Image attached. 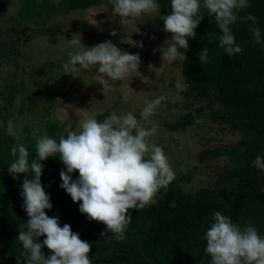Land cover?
<instances>
[{"label": "trees", "instance_id": "obj_1", "mask_svg": "<svg viewBox=\"0 0 264 264\" xmlns=\"http://www.w3.org/2000/svg\"><path fill=\"white\" fill-rule=\"evenodd\" d=\"M20 1V17L37 27H42L47 18L57 13L100 6L113 10L109 0ZM170 2L157 0L161 15L171 12ZM249 5L238 15L255 16L258 21L255 27L260 28L264 41V0H249ZM201 15L204 19L195 29V38H189V48L184 53L187 58L181 61L186 110L175 122H165L164 126L170 131H184L209 115L230 124L239 133L237 144L210 148L201 153L200 161L226 157L230 162L216 174L212 187L185 191L181 184L183 178L175 176L167 193L161 190L156 204L130 210L132 223L126 229L125 239L117 241L110 237L111 233H108L109 238L102 236L106 226L81 214L79 205L60 187V172L64 165L59 158L50 157L42 162L41 182L53 205L46 214L58 217L61 227L70 225L73 232L92 245V264H210V257L205 253V233L214 212H221L240 226L247 223L255 226L257 203L264 185V171L253 167L256 156H264V43H255L250 31L251 21L238 20L230 27L236 44L243 51L230 57L216 39H208L210 34L219 33L214 18L203 8ZM159 24L164 29L162 20ZM169 35L164 31V36ZM206 47L209 49L208 62L201 64L199 54ZM16 93L13 85L0 89V240L11 264H16L17 258L21 264H26L27 253L17 240L18 213L23 210L21 177L14 179L7 168L15 159L10 149L18 143L24 144L29 151V162L36 158V141L33 139L36 129L25 126L20 142L5 134L11 100ZM193 99H203L206 105L189 106ZM216 101L220 103L219 109L214 108ZM109 114L104 111L96 118L102 121ZM45 134L58 142L67 131L58 122L48 121L44 130L37 133ZM26 175L34 179V175ZM78 177V172L73 174L74 180ZM173 202L175 207H172ZM43 239L39 238V242ZM43 253L46 257L50 255L46 247Z\"/></svg>", "mask_w": 264, "mask_h": 264}, {"label": "clouds", "instance_id": "obj_2", "mask_svg": "<svg viewBox=\"0 0 264 264\" xmlns=\"http://www.w3.org/2000/svg\"><path fill=\"white\" fill-rule=\"evenodd\" d=\"M58 3V0H57ZM114 14L122 18H137L141 15L159 13L164 23V31L170 39L154 52H159L164 62L184 61L189 38H195V29L204 17L201 9L214 18L219 33L210 34L208 39H216L219 47L232 57L242 53L243 48L236 44L231 25L238 20L250 27L255 43H264L261 30L255 27L258 21L251 14L240 17V10L248 8L249 0H171V12L160 14L157 0H109ZM139 29L135 28V33ZM112 36H117L115 31ZM59 42L66 41L64 47L68 60L63 64L66 73H75L77 66L88 70L95 67L93 79L102 85V94L107 97L111 86L109 80H123L139 71L141 58L116 47L111 40L87 47L79 34H73L71 40L58 36ZM154 39V37H153ZM122 43L143 48V43L132 38L122 39ZM183 50V51H182ZM209 49L199 54L201 64H206ZM154 67L150 65L152 70ZM164 97L146 101L139 115L143 121H149ZM97 101H90L91 106ZM77 122V130H68L59 141L48 135H37L35 139L36 158L29 162V151L22 143L13 146L10 151L15 158L7 171L18 179L20 174L27 175L21 185L23 210L29 219L19 228L17 240L27 253L26 264H92L90 253L92 245L72 231L68 224L60 226L58 217H50L46 210L53 205L41 182L43 163L50 157H58L64 169L60 172V187L66 191L79 211L90 221L102 223L106 232L101 235L114 237L117 241L125 239L127 227L132 223L130 210L143 209L157 203L161 190L166 194L175 173L170 166L163 148L151 142L155 127L147 128L132 112L113 111L102 121L88 114ZM7 134L15 136L13 121L7 122ZM253 167L264 171V156L257 155ZM79 173L73 179L74 173ZM264 191V187L261 188ZM163 198L162 196L160 197ZM173 202L172 207H175ZM211 224L206 230L205 253L210 264H264V236L256 227L247 223L244 226L234 223L230 217L216 211L210 217ZM44 237L43 242L39 238ZM47 248V257L43 249ZM16 264H21L17 258Z\"/></svg>", "mask_w": 264, "mask_h": 264}, {"label": "rangeland", "instance_id": "obj_3", "mask_svg": "<svg viewBox=\"0 0 264 264\" xmlns=\"http://www.w3.org/2000/svg\"><path fill=\"white\" fill-rule=\"evenodd\" d=\"M20 0H0V89L15 86L17 93L11 100L14 137L20 142L22 130L30 126L44 130L46 122H58L64 130H77V122L85 112L97 116L104 111L132 112L147 128L155 127L151 142L161 146L168 157L175 176L183 178L182 188L194 191L212 187L216 174L229 166L226 157L200 161L201 153L210 148L237 144L239 133L232 126L209 115L202 117L184 131H170L164 123H173L186 110L181 75V61L162 64L161 54L154 52L171 37L164 36L159 24V13L122 18L106 6L69 13H57L46 19L42 27L24 22L20 17ZM161 14V13H160ZM139 29L135 33V28ZM115 31L118 35L112 36ZM73 34H79L87 47L111 40L122 51L139 54V71L123 80H109L107 97L102 85L93 79L95 67L88 70L77 66L75 73H66L63 64L69 59L64 47ZM132 38L143 43V48L122 43ZM154 37V39H153ZM150 65L154 68L151 70ZM164 97L149 121L139 113L146 101ZM211 97L214 98L213 95ZM97 102L92 106L90 101ZM206 105L203 99H193L189 106ZM214 108L219 109L216 101ZM109 114V115H110ZM7 120V122H8ZM7 134V125L6 131ZM21 185L25 174H20ZM20 225L29 217L24 210L18 213ZM0 264H11L0 240Z\"/></svg>", "mask_w": 264, "mask_h": 264}, {"label": "water", "instance_id": "obj_4", "mask_svg": "<svg viewBox=\"0 0 264 264\" xmlns=\"http://www.w3.org/2000/svg\"><path fill=\"white\" fill-rule=\"evenodd\" d=\"M255 227L258 230L259 234L264 236V191H261L257 203Z\"/></svg>", "mask_w": 264, "mask_h": 264}]
</instances>
